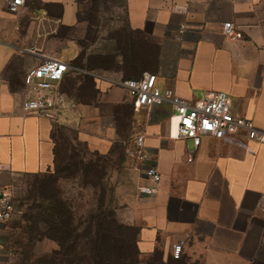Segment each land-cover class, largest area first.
Returning <instances> with one entry per match:
<instances>
[{"label": "crops", "instance_id": "obj_1", "mask_svg": "<svg viewBox=\"0 0 264 264\" xmlns=\"http://www.w3.org/2000/svg\"><path fill=\"white\" fill-rule=\"evenodd\" d=\"M86 1L26 0L11 14L7 0H0L1 184L13 190L20 176L52 170L60 125L74 127L90 150L109 151L118 139L115 111L82 100L89 79L95 102L131 108L133 143L135 132L145 136L148 159L136 160L134 168L138 188L151 184L139 173L142 167L155 165L161 174L156 193L139 191L140 199L127 206L126 224L137 228L140 255L161 253L174 264H264V211L258 208L264 145L241 131L204 136L195 147L178 138V118L169 106L136 111L120 84L147 72L160 88L185 99L225 92L233 111L264 132V0H125V20L107 28L111 35H104L100 16L88 22ZM229 21L242 38L224 36ZM51 57L72 67L59 89L78 102L60 123L22 109L27 71ZM15 230L11 222L0 225V264L20 257ZM178 244L182 253L175 259Z\"/></svg>", "mask_w": 264, "mask_h": 264}, {"label": "rangeland", "instance_id": "obj_2", "mask_svg": "<svg viewBox=\"0 0 264 264\" xmlns=\"http://www.w3.org/2000/svg\"><path fill=\"white\" fill-rule=\"evenodd\" d=\"M86 2L84 16L90 24H94L96 18L100 16L98 24L104 29V35L114 33L107 28L123 25L125 0H87ZM91 34L89 39H94V33ZM72 84L73 81L69 88L71 93L74 87ZM82 95V100L86 103L93 102L94 105L97 104L100 109L109 113L115 111L114 119L118 139L112 143L108 152H98L99 154L90 156L94 165L88 168L89 171L69 174L62 169L68 163L71 145L78 144L75 140L78 137L77 130L71 125L57 127L55 132L58 144L56 165L44 174L20 176L13 187L16 208L21 210L10 221L18 234L17 240L19 239V242L21 240L17 249L20 257L15 264H84L85 258L88 257L85 242H88L86 234H88L90 224L87 222L92 221V216L98 217L97 208L102 207H105L102 217L105 228L114 238L110 241L115 245V249L120 241H136L137 228L126 224L128 204L140 199L138 188L140 176L134 169L137 162L126 153L125 149L133 145L132 110L127 105L111 106L95 102L96 90L91 81L87 82ZM133 135L137 137L138 134L135 132ZM140 171L142 176V170ZM54 202L70 211L71 221L75 227L77 225L79 228L77 232L71 230L69 235H65L70 236V240L77 245L75 249L72 245L68 247V251H62L53 240L50 231H44L41 227L34 231L31 238H27L23 233L25 230L23 214L31 210L37 215L43 207ZM125 227H130L131 230L128 232ZM126 232L127 236L124 235ZM138 260V262L131 260L128 264H174L167 259L164 261L161 253H156L146 259L139 254Z\"/></svg>", "mask_w": 264, "mask_h": 264}, {"label": "built area", "instance_id": "obj_3", "mask_svg": "<svg viewBox=\"0 0 264 264\" xmlns=\"http://www.w3.org/2000/svg\"><path fill=\"white\" fill-rule=\"evenodd\" d=\"M26 0H7L6 11L17 14ZM222 33L231 40L242 38L243 33L233 22H225ZM72 67L59 59L47 58L37 66L29 69L24 83L28 88L26 98L22 103L25 114H37L55 123L62 121L65 112L78 108V104L59 89L60 83ZM78 71L77 68H73ZM132 101L136 111L149 109L153 106H169L178 118V138L191 140L195 147L201 144L204 136L223 138L245 132L246 138L264 145V132L257 129L251 120L233 111L232 100L222 91L204 92L197 100H189L178 96L173 90H163L157 85L156 75L144 73L140 78H128L120 82ZM144 135L137 136L135 142L126 153L137 160L144 162L148 159L144 149ZM193 159V153H188V160ZM144 178L151 182L142 185L139 191L150 195L157 192L161 181V174L155 165L142 167ZM14 191L0 182V225L13 220L18 213ZM258 208L264 211V194L261 195ZM182 253L180 244L174 246L173 257L179 259Z\"/></svg>", "mask_w": 264, "mask_h": 264}, {"label": "trees", "instance_id": "obj_4", "mask_svg": "<svg viewBox=\"0 0 264 264\" xmlns=\"http://www.w3.org/2000/svg\"><path fill=\"white\" fill-rule=\"evenodd\" d=\"M88 81L90 80L88 79L87 82ZM75 140L78 141V144L71 145V154L68 155V163L62 169V171L69 174H74V172L79 171H89L88 168L94 165L90 156L99 154L97 151L92 152L86 144H81L78 138H75ZM57 146L56 140L55 165L57 163L58 154ZM125 149L127 151L128 147ZM104 208H97V213H99L98 217L92 216V221L87 222L90 224L87 231L88 234H86L88 242H85V244H87L86 254L88 253V257L85 258L84 264H128L131 260L138 262L140 252L137 248L136 241H120L116 244L117 246L115 249V245L110 241L114 238L110 232L108 234L102 218ZM18 211L21 212L19 209ZM38 213L40 215H36L33 211L27 210L22 216L25 225L23 233L26 234L27 238L33 237L34 231L41 227L44 231H50L53 240L62 251H68V247L72 245L74 246L73 249L77 247V245L70 240V236H65L67 234L69 235L71 230L74 232L79 230L77 225L75 227L74 223L71 221L70 211L66 207L54 202L43 207ZM125 230L128 231L131 230V228L125 227ZM107 235H109V237ZM124 235L127 236V232ZM136 238L137 232H135V239ZM24 240L26 241L25 238Z\"/></svg>", "mask_w": 264, "mask_h": 264}]
</instances>
